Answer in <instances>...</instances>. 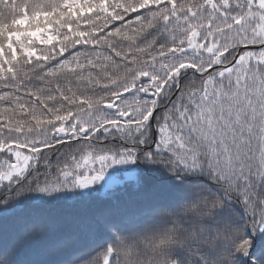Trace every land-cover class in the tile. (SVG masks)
<instances>
[{
  "label": "snow or ice",
  "instance_id": "obj_1",
  "mask_svg": "<svg viewBox=\"0 0 264 264\" xmlns=\"http://www.w3.org/2000/svg\"><path fill=\"white\" fill-rule=\"evenodd\" d=\"M0 264H264V0H0Z\"/></svg>",
  "mask_w": 264,
  "mask_h": 264
}]
</instances>
